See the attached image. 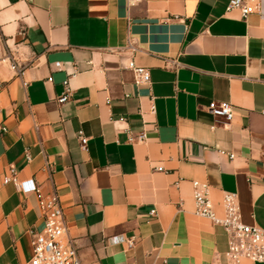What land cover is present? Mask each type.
<instances>
[{
    "label": "crops",
    "instance_id": "crops-1",
    "mask_svg": "<svg viewBox=\"0 0 264 264\" xmlns=\"http://www.w3.org/2000/svg\"><path fill=\"white\" fill-rule=\"evenodd\" d=\"M245 1L246 18L230 0H0V264H25L44 227L10 168L59 195L84 264H230L228 233L194 214L195 180L219 215L235 192L264 228V0ZM212 100L233 104L230 124Z\"/></svg>",
    "mask_w": 264,
    "mask_h": 264
},
{
    "label": "built area",
    "instance_id": "built-area-1",
    "mask_svg": "<svg viewBox=\"0 0 264 264\" xmlns=\"http://www.w3.org/2000/svg\"><path fill=\"white\" fill-rule=\"evenodd\" d=\"M258 5L245 0H230L227 11L239 10L242 17L258 11ZM5 60L11 69L19 76L24 73L25 67L13 56H7ZM60 68L61 64L56 63ZM127 68L133 70L135 83L150 84L151 77L148 69L139 67L131 60ZM64 92L58 97V102L64 104L71 97L69 81L64 83ZM210 112L221 118L225 124H230L234 118L235 108L231 102L212 100L208 106ZM153 109V108H152ZM79 139L83 147H86L88 138L79 132ZM147 139L146 132L136 134L130 133V142H142ZM231 159L234 154L229 155ZM30 158V157H29ZM47 169H50L48 164ZM157 170L162 171V167ZM14 182L22 192H35L39 195V206L44 218V227L40 232L30 231L32 235L31 246L32 256L25 264H84L79 256L78 250L73 241L67 237L68 227L64 218L59 195L52 192L44 197L40 187L33 179L18 181L14 168H10V175L4 178V183ZM193 184V198L195 203L194 214L206 218L213 224L219 225L228 233L229 241L225 258L230 264H240L243 260L252 263H264V228L256 225H249L243 221L240 211L238 196L235 192H226L222 198L223 213L219 215L210 197L209 185L205 182L195 180ZM113 243L124 242L120 236L112 238ZM134 240H128L133 245Z\"/></svg>",
    "mask_w": 264,
    "mask_h": 264
}]
</instances>
